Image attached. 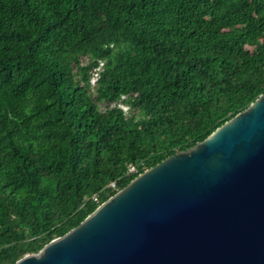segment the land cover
<instances>
[{
	"label": "trees",
	"instance_id": "1",
	"mask_svg": "<svg viewBox=\"0 0 264 264\" xmlns=\"http://www.w3.org/2000/svg\"><path fill=\"white\" fill-rule=\"evenodd\" d=\"M261 94L264 0H0V264Z\"/></svg>",
	"mask_w": 264,
	"mask_h": 264
},
{
	"label": "water",
	"instance_id": "2",
	"mask_svg": "<svg viewBox=\"0 0 264 264\" xmlns=\"http://www.w3.org/2000/svg\"><path fill=\"white\" fill-rule=\"evenodd\" d=\"M13 264H264V94Z\"/></svg>",
	"mask_w": 264,
	"mask_h": 264
},
{
	"label": "rangeland",
	"instance_id": "3",
	"mask_svg": "<svg viewBox=\"0 0 264 264\" xmlns=\"http://www.w3.org/2000/svg\"><path fill=\"white\" fill-rule=\"evenodd\" d=\"M93 81H95V78L93 79ZM121 106L123 107V109H124L127 113L130 112V106H128V105H126V104H123V103H121ZM100 108H101L102 110H104V109H105V106L100 105Z\"/></svg>",
	"mask_w": 264,
	"mask_h": 264
},
{
	"label": "built area",
	"instance_id": "4",
	"mask_svg": "<svg viewBox=\"0 0 264 264\" xmlns=\"http://www.w3.org/2000/svg\"><path fill=\"white\" fill-rule=\"evenodd\" d=\"M119 105L121 106V102H119ZM131 169L133 170L134 168H133V167H131ZM95 199H97V198L95 197Z\"/></svg>",
	"mask_w": 264,
	"mask_h": 264
}]
</instances>
